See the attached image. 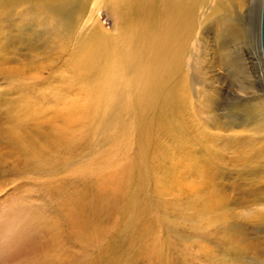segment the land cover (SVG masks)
<instances>
[{
    "label": "rangeland",
    "instance_id": "rangeland-1",
    "mask_svg": "<svg viewBox=\"0 0 264 264\" xmlns=\"http://www.w3.org/2000/svg\"><path fill=\"white\" fill-rule=\"evenodd\" d=\"M112 1L0 14V264H264L262 0L249 14L246 0L219 13L216 0H152L146 32L169 40L162 65L150 42L140 60L163 72L148 110L135 84L116 110L105 100L109 44L124 31ZM167 6L185 14L175 28ZM224 14L246 38L208 28ZM85 51L102 53L90 72L75 64ZM146 69L122 78L140 85ZM180 90L171 117L163 102Z\"/></svg>",
    "mask_w": 264,
    "mask_h": 264
},
{
    "label": "bare ground",
    "instance_id": "bare-ground-1",
    "mask_svg": "<svg viewBox=\"0 0 264 264\" xmlns=\"http://www.w3.org/2000/svg\"><path fill=\"white\" fill-rule=\"evenodd\" d=\"M28 1L31 2L33 0H28ZM28 1L27 0L1 1L0 4L2 5H0V14L1 13L3 14L4 11L16 9L15 7L21 8ZM243 1L245 0H237V2L241 3V5L244 3ZM225 2H229V1L228 0H216V5H215L216 13H219L220 11L222 12L224 11L223 7L225 5ZM251 2L252 0H246V8H247L248 14L250 12L249 6ZM262 2L263 0L261 1V10H260V15H259L260 51H261L260 25H261ZM207 3L208 5H211L213 2L208 0ZM112 4H113L114 10L120 15L121 25H123L124 31L116 43L109 44L111 48L108 49L109 53H107L108 54L107 58L109 60L107 62V67H106L107 79H106V85L104 83L105 87H103L107 89V93L105 94L106 103L111 102V103H108L107 106L110 107L109 110H116V107L114 106V102H119L120 99L123 98L124 95L126 98H128L127 96L129 93L126 94V92L128 91L130 87L132 89V86L134 87V84H135L139 87L138 92H140L142 96V98L139 100L143 104V109L148 110L150 106L149 99L152 98V96L150 95V89L153 88V86L157 83V81L163 75V72L160 71L162 69L161 67H155V66H150V65L160 63L161 61L158 59L161 56H164L165 59L168 57L164 53L163 48H164V42L166 41V44H167L169 39L166 37V31L160 27L157 28V30L154 27L153 30L155 29L156 31L154 30L150 32L149 30L148 33L146 32L148 30L147 28L148 25L151 24V23L148 24L147 22L151 21L153 17L158 15V12L154 10V5H155L154 1L152 0H133L129 3H126L125 0H113ZM227 7H230L231 9V6L227 5L226 8ZM149 12L150 14H148ZM133 15H134V18H133ZM1 16L4 17V15H1ZM184 16L185 14L183 15V12H181L180 10H177L176 7H172V6H167V9L164 10L162 13V17H165L167 19V26L168 27L174 26V28L181 24V21L184 18ZM19 17L21 16L19 15ZM225 18H226L225 14L223 17L216 18L211 25H208V28L217 32L220 38L218 36L217 37L222 41H236L242 38H246V31L243 30L240 25H237L234 22V19L226 20ZM150 36H151V40H150ZM146 42H150L153 47L152 53L149 56L152 58L150 65L149 64L146 65L145 63H143V61L140 64V60H142V58L145 57L148 52V44H146ZM50 43L51 42H48L47 40L44 42L45 45H48V44L50 45ZM40 44H43V43H40ZM52 44H53L52 46H54V43ZM44 47H47V46H44ZM50 48L52 47L50 46ZM101 54H102L101 52L98 53V52L85 51V53L81 55V57L79 58V60L76 61L75 64L77 65L78 69L79 68L83 69L84 67L83 70H86V67L88 69L89 68L88 65H91L92 62L95 64L97 59L101 57L100 56ZM261 55H262V51H261ZM93 63H92V67L90 66L91 69L94 68ZM140 65H143L147 68L145 71H142L140 74L141 76L144 72L142 76L143 79L140 80L141 82L140 85L138 84L139 81L137 82L136 76L134 80L132 78H130L129 81L123 80L122 77L124 75L133 73L135 69L138 68ZM158 65H162V64H158ZM163 65H164V68L168 66L167 63ZM187 66L191 68L190 65H187ZM78 69L77 71H79ZM82 69H80L79 71L80 73ZM89 69L86 71H89ZM86 71H83V72L86 73ZM106 73L104 72L105 75ZM166 76L168 75L166 74ZM199 91L201 90L198 89V92ZM166 98L167 99L163 102L164 103L163 109L164 110L166 109L169 115H171V117H174L175 114H178V113L180 114L183 112V110L185 109V103L187 100H186L185 94L181 90L179 91V97H177V100L173 96L172 93H170L168 97ZM138 103H135V104H138ZM105 109H107L106 106H105ZM16 142L18 143V141Z\"/></svg>",
    "mask_w": 264,
    "mask_h": 264
},
{
    "label": "water",
    "instance_id": "water-1",
    "mask_svg": "<svg viewBox=\"0 0 264 264\" xmlns=\"http://www.w3.org/2000/svg\"><path fill=\"white\" fill-rule=\"evenodd\" d=\"M261 51L264 59V0L262 2L261 25H260Z\"/></svg>",
    "mask_w": 264,
    "mask_h": 264
}]
</instances>
